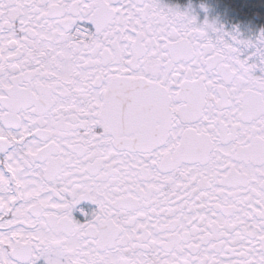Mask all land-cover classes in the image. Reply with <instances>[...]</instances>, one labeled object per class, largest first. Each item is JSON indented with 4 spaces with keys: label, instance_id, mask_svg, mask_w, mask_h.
Masks as SVG:
<instances>
[{
    "label": "snow or ice",
    "instance_id": "6c2138e0",
    "mask_svg": "<svg viewBox=\"0 0 264 264\" xmlns=\"http://www.w3.org/2000/svg\"><path fill=\"white\" fill-rule=\"evenodd\" d=\"M0 264H264V29L0 0Z\"/></svg>",
    "mask_w": 264,
    "mask_h": 264
},
{
    "label": "flooded vegetation",
    "instance_id": "af4514ba",
    "mask_svg": "<svg viewBox=\"0 0 264 264\" xmlns=\"http://www.w3.org/2000/svg\"><path fill=\"white\" fill-rule=\"evenodd\" d=\"M167 5H179L181 9H189L197 16V21L202 23L205 18L210 22L215 21L223 26L226 31L238 30L241 38L255 40L259 29L254 25L253 28L242 25L233 10L224 5L222 0H162ZM205 7L202 8L201 6ZM206 9V10H205ZM257 74H260L257 70Z\"/></svg>",
    "mask_w": 264,
    "mask_h": 264
},
{
    "label": "trees",
    "instance_id": "16d2710c",
    "mask_svg": "<svg viewBox=\"0 0 264 264\" xmlns=\"http://www.w3.org/2000/svg\"><path fill=\"white\" fill-rule=\"evenodd\" d=\"M231 8L241 23H252L259 30L264 29V0H222Z\"/></svg>",
    "mask_w": 264,
    "mask_h": 264
}]
</instances>
